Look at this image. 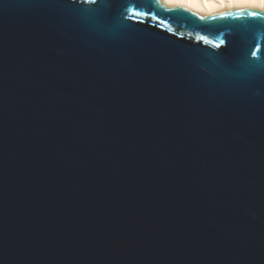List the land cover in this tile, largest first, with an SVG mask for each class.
Wrapping results in <instances>:
<instances>
[{
	"label": "water",
	"instance_id": "1",
	"mask_svg": "<svg viewBox=\"0 0 264 264\" xmlns=\"http://www.w3.org/2000/svg\"><path fill=\"white\" fill-rule=\"evenodd\" d=\"M85 7L0 0V264H264V10Z\"/></svg>",
	"mask_w": 264,
	"mask_h": 264
},
{
	"label": "snow or ice",
	"instance_id": "2",
	"mask_svg": "<svg viewBox=\"0 0 264 264\" xmlns=\"http://www.w3.org/2000/svg\"><path fill=\"white\" fill-rule=\"evenodd\" d=\"M103 2V0H101ZM157 4L160 3H168V4H175L180 5L187 0H156ZM221 2H225V0H221ZM227 2H251V3H260L261 5H264V0H227ZM64 3H66L72 10L80 14L81 16L87 18L88 20H92L93 17H95L98 12L100 11L98 8L93 7H85V5H95L97 4V0H64ZM171 11H181L180 8H172ZM128 13H134L136 16H150L152 19L159 20L160 23H165L164 20H160V17L158 13L149 11H136L134 8H126L125 12L122 14V18L120 21V24L123 25V21L126 19H132L128 15ZM244 18L251 17L253 20H258L260 22L259 26L264 27V15L257 13V12H245L242 14H239ZM227 17V13H225L223 16H220L218 18L224 19ZM203 19V17H200ZM216 19L217 17H213ZM138 22V21H137ZM132 25H127V27H131ZM201 40H206V37H199ZM225 41L221 40L220 44H224ZM220 45H216L218 48ZM260 45L258 43L253 44V48L248 53V58L244 61L246 71L250 74H255V71L252 68V62H256L257 64H264V53H262L260 56H257V51H259ZM215 55V54H213ZM261 75H264V69H261L260 71Z\"/></svg>",
	"mask_w": 264,
	"mask_h": 264
},
{
	"label": "bare ground",
	"instance_id": "3",
	"mask_svg": "<svg viewBox=\"0 0 264 264\" xmlns=\"http://www.w3.org/2000/svg\"><path fill=\"white\" fill-rule=\"evenodd\" d=\"M169 7H179L184 8L194 13H201V14H211L223 10L228 9H239V8H252V9H260L264 10V5L260 3H251V2H221V0H187V2L175 5V4H168L163 3Z\"/></svg>",
	"mask_w": 264,
	"mask_h": 264
}]
</instances>
